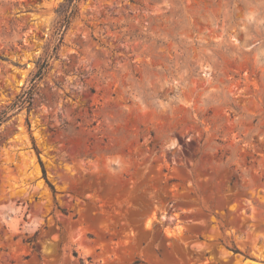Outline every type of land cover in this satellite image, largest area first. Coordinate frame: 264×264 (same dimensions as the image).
Masks as SVG:
<instances>
[{
	"label": "rangeland",
	"instance_id": "rangeland-1",
	"mask_svg": "<svg viewBox=\"0 0 264 264\" xmlns=\"http://www.w3.org/2000/svg\"><path fill=\"white\" fill-rule=\"evenodd\" d=\"M65 2L0 0V264H264V0Z\"/></svg>",
	"mask_w": 264,
	"mask_h": 264
},
{
	"label": "trees",
	"instance_id": "trees-1",
	"mask_svg": "<svg viewBox=\"0 0 264 264\" xmlns=\"http://www.w3.org/2000/svg\"><path fill=\"white\" fill-rule=\"evenodd\" d=\"M78 1L79 0H66L64 6H62L63 21H62L60 30H61V28L66 29L70 23V20L76 14ZM60 30H59V33H60ZM61 40H62V34L58 38V44L53 47L52 52L50 54H48L43 61L37 63V65H36L37 70L31 79L30 87L26 91H24L21 95H19L17 97L16 101L13 103V105L10 107V109H12L16 106L22 107L23 105L27 106L28 111L30 109H32L33 104H34V91H35L36 83L38 81H40L42 79V77L45 75V73L49 67V60L52 59L53 57H56L58 47L61 43ZM6 116H7L6 112H2L0 114V124L7 119ZM42 171H43V175L45 176L44 169H42ZM49 187L51 188L52 192H54L53 187L51 185H49ZM233 251L235 253L237 252L236 249H234ZM73 255L75 257L77 256L76 253H73ZM80 263L82 264L83 261L80 260Z\"/></svg>",
	"mask_w": 264,
	"mask_h": 264
}]
</instances>
